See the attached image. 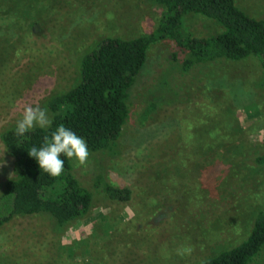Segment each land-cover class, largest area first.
<instances>
[{
  "label": "rangeland",
  "instance_id": "obj_1",
  "mask_svg": "<svg viewBox=\"0 0 264 264\" xmlns=\"http://www.w3.org/2000/svg\"><path fill=\"white\" fill-rule=\"evenodd\" d=\"M235 1L264 14V0ZM161 13L144 0H0V132L27 105L50 118L45 102L74 85L84 51L105 37L148 33ZM219 28L197 14L182 18L184 35ZM182 58L171 40L150 46L115 144L89 151L84 166L70 159L92 193L89 212L61 231L46 215L3 223L1 264H196L246 236L264 208V167L254 163L264 152L261 70L250 57L183 72ZM9 159L0 145V187ZM103 183L129 188L130 198L107 196ZM250 264H264V245Z\"/></svg>",
  "mask_w": 264,
  "mask_h": 264
},
{
  "label": "trees",
  "instance_id": "obj_2",
  "mask_svg": "<svg viewBox=\"0 0 264 264\" xmlns=\"http://www.w3.org/2000/svg\"><path fill=\"white\" fill-rule=\"evenodd\" d=\"M144 1L162 7L156 27L131 39L105 37L84 51L78 59V79L74 85L45 102L51 113L50 128L37 127L17 136L16 125H9L0 132V145L4 154L10 156L11 167V175L0 187V226L18 216L46 215L54 230L61 231L89 212L92 193L74 176L70 159L62 156L64 171L52 177L40 169L28 150L43 146L44 137H50L61 124L82 137L88 151L110 149L127 120L130 88L145 65L152 44L173 41L183 56L180 63L183 72L220 60L254 58L264 86V14L252 17L235 0ZM187 14L213 20L220 28L210 36L184 35L182 18ZM153 106L151 103V109ZM254 163L264 167V152L255 157ZM102 189L118 200H128L131 194L129 188L108 183H103ZM250 223L241 241L196 264H250L264 245V208L256 212Z\"/></svg>",
  "mask_w": 264,
  "mask_h": 264
},
{
  "label": "clouds",
  "instance_id": "obj_3",
  "mask_svg": "<svg viewBox=\"0 0 264 264\" xmlns=\"http://www.w3.org/2000/svg\"><path fill=\"white\" fill-rule=\"evenodd\" d=\"M52 120L47 115L46 109L39 105H27L23 108L22 118L16 123L15 134L24 136L26 133L39 127L40 129L50 128ZM28 155L34 157L41 170L52 177L60 176L64 171V160L67 157L84 166L89 158V151L86 141L74 131L59 125L49 136L44 137L43 146H35L28 150Z\"/></svg>",
  "mask_w": 264,
  "mask_h": 264
}]
</instances>
